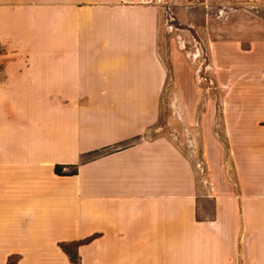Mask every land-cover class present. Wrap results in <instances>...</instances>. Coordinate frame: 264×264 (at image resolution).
<instances>
[{
  "label": "crops",
  "instance_id": "1",
  "mask_svg": "<svg viewBox=\"0 0 264 264\" xmlns=\"http://www.w3.org/2000/svg\"><path fill=\"white\" fill-rule=\"evenodd\" d=\"M161 12L0 0V264H264V100L226 111V145L204 125L202 174L149 137Z\"/></svg>",
  "mask_w": 264,
  "mask_h": 264
},
{
  "label": "rangeland",
  "instance_id": "2",
  "mask_svg": "<svg viewBox=\"0 0 264 264\" xmlns=\"http://www.w3.org/2000/svg\"><path fill=\"white\" fill-rule=\"evenodd\" d=\"M155 1L168 80L148 136L172 140L202 174L204 125L213 122L226 145V111L264 100V0Z\"/></svg>",
  "mask_w": 264,
  "mask_h": 264
},
{
  "label": "trees",
  "instance_id": "3",
  "mask_svg": "<svg viewBox=\"0 0 264 264\" xmlns=\"http://www.w3.org/2000/svg\"><path fill=\"white\" fill-rule=\"evenodd\" d=\"M77 171H72L71 174H76ZM56 173L59 175L65 174L62 170L61 166H57L56 167ZM78 244H74V245H63V249L67 252V254L70 256L71 261L74 264H78V259H77V254L73 251L74 247H77Z\"/></svg>",
  "mask_w": 264,
  "mask_h": 264
}]
</instances>
